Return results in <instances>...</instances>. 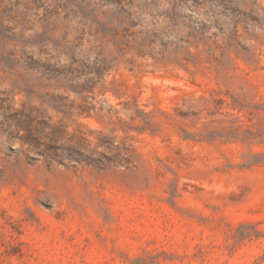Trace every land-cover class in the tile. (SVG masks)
<instances>
[{"label":"rangeland","instance_id":"obj_1","mask_svg":"<svg viewBox=\"0 0 264 264\" xmlns=\"http://www.w3.org/2000/svg\"><path fill=\"white\" fill-rule=\"evenodd\" d=\"M0 264H264V0H0Z\"/></svg>","mask_w":264,"mask_h":264}]
</instances>
